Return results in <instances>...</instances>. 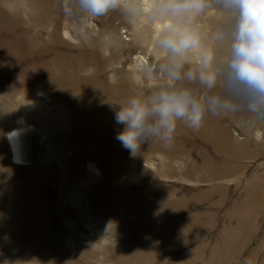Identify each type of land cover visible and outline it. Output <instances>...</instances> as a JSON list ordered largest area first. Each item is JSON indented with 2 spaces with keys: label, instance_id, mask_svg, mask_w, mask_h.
Returning <instances> with one entry per match:
<instances>
[{
  "label": "rangeland",
  "instance_id": "rangeland-1",
  "mask_svg": "<svg viewBox=\"0 0 264 264\" xmlns=\"http://www.w3.org/2000/svg\"><path fill=\"white\" fill-rule=\"evenodd\" d=\"M36 1L0 0V3L14 18L13 24L26 25L33 13L41 12L40 19L49 15L50 0ZM55 10L53 23L61 18L72 19L76 8L73 0H58ZM95 19L104 24L97 53L106 73L118 67L126 51L146 48L156 31V25L147 20L130 22L120 9L110 10ZM53 26L38 22L35 35L42 43L49 40ZM126 26L132 28L131 40L123 37L127 34ZM0 33L4 34L0 35V55L10 59L4 62L0 73V262L264 264L263 120L246 113L220 116L221 124L245 150L239 159L228 163L230 172L223 173L227 169L221 163L225 154L218 150L208 152L218 159V170L222 172L213 179L187 178L179 175L181 170L162 174L158 167L166 162V156L148 153L147 161L141 162V169L122 170L129 179L119 183L122 190L117 204H112V200L102 203L94 198L93 188L107 184L106 178L94 172L88 163L78 165L84 168L86 175L76 173L73 179L67 178V161L79 156L75 154L79 152L78 145L73 146L74 142L67 135L68 128L72 130L73 126L63 119L64 111L58 108L60 102L36 89L39 83L34 73L37 52L31 54L25 47L10 41L11 35L14 36L11 31L2 29ZM87 33V36L78 35L77 39L96 35V32ZM66 39L61 41L66 42ZM38 47H41L39 43ZM13 50L17 52L13 54ZM126 79H130L126 81L131 89L148 90L135 77ZM54 108L56 118H51ZM59 109L63 112L57 114ZM25 124H34L43 130L42 156L32 164H14L5 136L12 127ZM188 138L189 134L185 139ZM52 175L55 181L51 180ZM252 182L260 183L259 210L246 218L237 214L240 209H234L233 205L240 202L242 192ZM144 194L159 203L161 196L166 198L157 209L148 210L145 198L150 197H143ZM182 203H185L183 208ZM171 204L181 210L170 214L167 209ZM195 214L199 216L188 217ZM26 219H30L29 225ZM194 220L198 222L195 228L184 225ZM27 234L25 243L23 237ZM133 236L145 246L129 245ZM228 237L233 244L228 242ZM130 248H133L132 253Z\"/></svg>",
  "mask_w": 264,
  "mask_h": 264
},
{
  "label": "bare ground",
  "instance_id": "bare-ground-1",
  "mask_svg": "<svg viewBox=\"0 0 264 264\" xmlns=\"http://www.w3.org/2000/svg\"><path fill=\"white\" fill-rule=\"evenodd\" d=\"M43 2L46 3V0ZM36 4L38 9L42 8L39 2L36 1ZM34 6L36 5L34 4ZM47 6L50 10L46 18L40 19L41 12L38 15L33 13L29 23L15 25L12 23L14 18L0 3V31L2 29L11 31L14 36L11 35L10 41H15L18 47H25L31 54L37 52L34 73L39 78V83L36 89L42 94L56 98L60 102L58 108L61 107L64 111L63 119L66 124L69 123L73 126L72 130L68 128L69 134L67 135L74 142L73 146L78 145L79 152L75 154L79 156L73 157L71 160L68 159L67 178L73 179L76 173L85 174L84 168L78 165L83 162L88 163L94 172L103 175V179L106 178L107 181V184H98L96 188H93L94 198L102 203L112 200L110 202L115 205L122 190L119 183L129 179L125 174H122V170L125 168L131 171L141 169V162L146 160L145 157L148 153L166 156V162H161L158 167V171L162 174L164 171L173 174L177 170H181L182 173L179 175L187 178L199 176L200 179H213L222 172L218 170L220 167L218 159L208 152L218 150L219 153L225 154L221 163H224L223 166H226L227 169L223 173L230 172L228 163L239 159L240 154L245 150L242 144L233 139L227 127L222 125L220 117L211 115L205 116L202 126L198 130L188 128L183 122H179L175 133V142L171 148L166 149L162 147L160 141H153L149 145L143 144L137 155H131L116 139L117 134L123 130L124 126L115 123V112L130 97L142 98L157 90L156 86L162 87L168 83L163 79H149L142 71L145 65L151 66L158 62L159 54L153 46V38L146 48H141L138 51L132 49L126 51L123 54L125 58L118 67L111 73H106L97 53V47L100 46L102 39L103 22H98L95 17H89L82 22L75 11L72 14V19L66 17L63 20L61 18L53 23L57 15L55 9L58 8V0L56 2L50 0ZM229 21L228 12L212 7L200 17L198 27L203 32L210 34ZM38 22L54 25L46 43H42L41 39L35 35ZM126 27H128L125 30L127 34L123 37L125 40H131L133 37L131 35L132 28ZM159 27L160 25H156V31ZM87 31L96 32V35L91 34L90 38L88 36L77 39L78 35H89ZM0 35L4 36L2 33ZM65 38H67L66 42H62L61 40ZM38 43L41 47H38ZM205 43L208 47H214L210 40H206ZM52 46L54 49H50ZM16 52L13 50V54ZM219 54L225 55L226 52L221 49ZM9 60L4 54L0 55V73L4 62ZM196 66L194 58L192 67ZM129 76L135 77L136 81L140 85L146 86L148 90L143 89L144 87L135 89L132 87L133 89H131L126 81L130 80L126 79ZM62 109L57 110L56 113L63 112ZM54 110L55 108L51 118H56ZM187 134H189V138L185 139ZM44 137L43 130L34 124L12 127L5 136L11 152V161L19 165L35 163L42 156L41 143ZM192 155H197L199 158H190ZM93 157L95 160H91ZM50 178L53 181L56 180L53 175ZM259 186L260 183L252 182L244 189L238 205H233L234 209H240L236 211L237 214L248 218L258 213L257 202L261 194ZM146 196L150 197L145 198L148 200V210L157 209L166 198L161 196L159 203L157 200L151 199L150 195H143V197ZM184 206L185 203H182V208ZM180 210L181 208L173 204L167 209L170 214H175ZM147 214H154V212L147 211ZM198 216L195 214L188 217L197 218ZM30 222V219H26V225H29ZM184 225L187 228H195L198 226V222L194 220L192 223ZM171 226L173 225L171 224ZM231 231L230 229L229 232ZM27 239L28 234L23 237L25 243ZM227 240L230 244L234 243L229 237ZM128 243L129 245L137 243L140 246H145V243L135 236L130 238ZM129 252L132 253L133 248H130ZM0 263L6 264L5 262ZM131 264H138V262L133 261Z\"/></svg>",
  "mask_w": 264,
  "mask_h": 264
},
{
  "label": "clouds",
  "instance_id": "clouds-1",
  "mask_svg": "<svg viewBox=\"0 0 264 264\" xmlns=\"http://www.w3.org/2000/svg\"><path fill=\"white\" fill-rule=\"evenodd\" d=\"M73 3L82 22L120 9L130 22L160 25L152 39L158 62L142 71L149 79L168 83L142 98L130 97L115 112V123L124 126L116 139L131 155L153 141L171 148L179 122L198 130L206 115L246 113L264 120V0ZM212 7L228 12L230 21L209 34L198 27V21ZM206 40L214 47H208ZM221 49L225 55L219 54Z\"/></svg>",
  "mask_w": 264,
  "mask_h": 264
},
{
  "label": "water",
  "instance_id": "water-1",
  "mask_svg": "<svg viewBox=\"0 0 264 264\" xmlns=\"http://www.w3.org/2000/svg\"><path fill=\"white\" fill-rule=\"evenodd\" d=\"M264 121V120H263Z\"/></svg>",
  "mask_w": 264,
  "mask_h": 264
}]
</instances>
